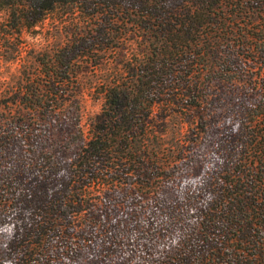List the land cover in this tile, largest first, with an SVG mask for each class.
Returning <instances> with one entry per match:
<instances>
[{
  "label": "rangeland",
  "instance_id": "obj_1",
  "mask_svg": "<svg viewBox=\"0 0 264 264\" xmlns=\"http://www.w3.org/2000/svg\"><path fill=\"white\" fill-rule=\"evenodd\" d=\"M66 20L49 17L0 41L9 54L0 57V264H230L223 188L241 168L250 113L264 95L263 60L233 61L199 90H166L170 99L150 113L148 156L171 162L165 173L147 170L162 177L145 181L151 191L75 189L72 164L103 92L126 81L147 43L130 37L110 52L75 53V89L57 111L38 113L20 101L25 75L37 68L35 53L82 39Z\"/></svg>",
  "mask_w": 264,
  "mask_h": 264
},
{
  "label": "trees",
  "instance_id": "obj_2",
  "mask_svg": "<svg viewBox=\"0 0 264 264\" xmlns=\"http://www.w3.org/2000/svg\"><path fill=\"white\" fill-rule=\"evenodd\" d=\"M1 12L4 44L53 16L72 22L75 37L82 38L73 40L75 47L55 46L31 56L37 68L26 73L20 101L38 113L57 111L67 91L75 89V53L93 46L110 52L130 37L147 43L146 55L127 67L126 81L103 92L101 110L72 164L75 189L151 191L145 181L162 177L147 170L165 173L171 162L169 155L164 166L148 156L150 113L170 99L166 90H199L205 76L217 79L233 61L263 60L264 65V0H0ZM5 49L0 48V57L9 58ZM20 49H13L14 56ZM187 97L189 106L197 105L192 93ZM240 164L223 188L229 219L224 231L232 233L229 243L236 253L228 261L264 264V95L250 113Z\"/></svg>",
  "mask_w": 264,
  "mask_h": 264
}]
</instances>
